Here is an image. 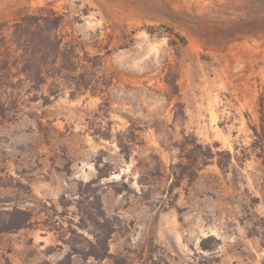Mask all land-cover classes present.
<instances>
[{
  "label": "rangeland",
  "instance_id": "rangeland-1",
  "mask_svg": "<svg viewBox=\"0 0 264 264\" xmlns=\"http://www.w3.org/2000/svg\"><path fill=\"white\" fill-rule=\"evenodd\" d=\"M22 13L61 15L64 42L98 61L76 98L22 74L2 89L0 216L33 222L0 234V264H264V0H0V25ZM98 197L101 260L81 222Z\"/></svg>",
  "mask_w": 264,
  "mask_h": 264
},
{
  "label": "trees",
  "instance_id": "trees-1",
  "mask_svg": "<svg viewBox=\"0 0 264 264\" xmlns=\"http://www.w3.org/2000/svg\"><path fill=\"white\" fill-rule=\"evenodd\" d=\"M62 23V16L56 13L51 15L22 13L13 22L0 25V124L7 111L2 97V89L3 87L13 88L17 74L24 75L34 89H39L50 80L53 81L52 85L56 89H59V82H69L73 86L72 98L93 89L96 77L93 65H97L98 57L86 56L82 60L75 47L65 43L59 35ZM174 35L178 37L181 45L187 44V39L184 36L181 34ZM18 81L22 80L18 78ZM167 83L177 91L176 82L167 81ZM58 93L59 90L58 92L57 90L50 92L52 96H57ZM44 98L49 101L47 96ZM259 106L262 131L254 126L253 148H264V90L259 97ZM119 144L121 148H128L122 140H119ZM197 148H201V146L198 145ZM210 155L213 158L215 156L223 157L225 152ZM228 156L231 159V154L228 153ZM203 157L205 158L202 160L194 159L193 166L200 168L205 164V159L211 158L207 154H203ZM188 159H191L190 156ZM218 166L224 170L227 165L219 161ZM94 184L96 182L92 181L87 187ZM62 206L67 207L65 204ZM90 207L93 212H83L85 216L81 217L82 223L89 222L96 229V232L93 233L95 244L90 243L89 256L97 260L106 259L110 256L109 240L113 230L103 211L99 197L98 210H95V207ZM32 222V215L26 210L6 211L0 216V234L27 228ZM72 233L75 234L76 232ZM208 241L209 239H204L201 243L204 251H211V248L206 245ZM200 264L212 263L205 261Z\"/></svg>",
  "mask_w": 264,
  "mask_h": 264
}]
</instances>
